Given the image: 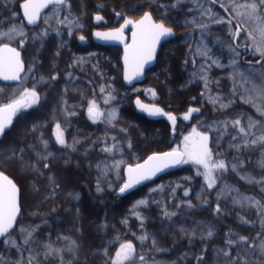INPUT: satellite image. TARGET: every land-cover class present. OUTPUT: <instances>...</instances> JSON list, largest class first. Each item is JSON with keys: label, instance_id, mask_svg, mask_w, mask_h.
<instances>
[{"label": "trees", "instance_id": "16d2710c", "mask_svg": "<svg viewBox=\"0 0 264 264\" xmlns=\"http://www.w3.org/2000/svg\"><path fill=\"white\" fill-rule=\"evenodd\" d=\"M23 1L0 0V33L17 29L11 38L0 39V46L19 49L26 65L19 84L0 81V107L20 99L25 90H34L39 99L20 108L13 124L0 136V171L20 188L25 211L29 209L25 205L28 195L33 194L32 213L23 212L16 232L0 242V264H29L30 258L31 264H115L116 253L128 243L134 252L123 264H264L260 247L264 243V189L234 176L241 169L252 174L248 180L263 184L264 173L259 169L264 168V156L237 149L232 127L221 132L222 111L212 97L217 99L221 86L226 91L227 83L220 80L225 71L215 62L216 52H206L217 48L214 43L196 35L203 20L212 17L207 7L213 4L208 0H66L48 10L37 28H28L19 8ZM214 1L233 16L230 7ZM146 12L176 33L160 51L161 63L167 68L170 61L174 69L153 70L143 86L130 89L122 82L121 49L94 44L92 34L114 28L117 15L137 20ZM211 12L223 15L220 10ZM21 30L23 35L18 34ZM79 36L89 40L87 49L103 52H47L82 50ZM84 64L101 66L102 74H108L109 101L97 103L108 125L95 133L81 116L87 106L83 98L92 90L89 81L96 79L97 89L105 80L75 78ZM64 65L77 66L71 71L69 86L81 93L69 95L67 103L58 87H50L45 94L41 84L45 74L61 71L51 67ZM138 97L176 116L191 107L200 108L201 114L190 125L180 119L172 134L167 122L151 121L136 112L133 102ZM63 106L76 108L79 115V126L70 137L75 150L70 153L57 145L52 130L62 118L68 120ZM223 111L231 113L230 105H224ZM191 127L213 140L218 137V144L211 145L213 163L229 165L212 169L211 187L204 166L184 163L124 197L119 194L126 166L177 149ZM243 144L240 136L238 145ZM231 164H235L234 170ZM230 181L236 183L235 192L230 191ZM142 200L146 203L139 204ZM25 224L31 238L27 244L15 246ZM48 245L59 253L45 256Z\"/></svg>", "mask_w": 264, "mask_h": 264}, {"label": "flooded vegetation", "instance_id": "af4514ba", "mask_svg": "<svg viewBox=\"0 0 264 264\" xmlns=\"http://www.w3.org/2000/svg\"><path fill=\"white\" fill-rule=\"evenodd\" d=\"M65 3H66V0H65L64 4ZM216 7L218 10L221 11V13L223 14L224 17L223 18L220 17V18H216V19L208 18V22H204L203 23L204 25H202L200 28H198V30H196V35H199L204 40H210L212 42L214 40H216L215 39L216 37H218L219 39H225L226 38V39L230 40L231 37L233 38V33H237L238 28L241 29V34H240L239 38L236 40L237 35H234L233 41L231 43V45H233L234 49L237 52H228V50H226L225 48H222L220 46H218V47L216 46L217 47L216 49L206 51L209 53L210 52H216L214 54V56L216 57L215 62H216V64L218 63L222 67L221 70L225 71L220 76V80L225 81L227 83L226 91L224 90L225 88H223V86H221V87H219V90H218L217 96H216L219 100V105H220V108L222 111V112H220L219 115H220V119L222 121H227V120L231 121L230 124L225 123L224 125L227 126V128H228V126L233 128V130L235 132L234 135L237 134V136L235 138V143H236V146L239 147L238 143H239V137L240 136H242L243 142H245L244 137L246 135L251 136V139L253 138V141L254 140L256 141L257 133H253L252 130L248 127L249 121H252L254 123V125H256V122L259 121V124L257 125L258 130L260 133H263V131H264V118L256 114L255 104L251 101L252 94H253L254 89H255V79L254 78L252 79V77L250 75H247L245 72L240 70L241 68H247V67H260V68L263 67L264 68V55L260 56V57H255L252 49L240 41V37H241L243 31H242V26L239 24V22L233 16H231L229 14V12L222 5L216 4ZM213 20L216 21V23H212L211 21H213ZM124 21H125V18L124 19L120 18L119 20H117V16H116V20H115L116 25L113 29L119 28L123 24ZM127 34L130 35V31ZM80 37H82V36H79L77 38L78 42H79ZM84 39L86 40V43L84 45L79 43L84 48L82 50L57 49V50H47V52H103L102 50H98V49H94V48L87 49L86 46L89 45V40L85 37H84ZM92 42H93V34H92ZM111 47L112 46H110L108 48H111ZM116 48H120V47H116ZM120 49H121V58H122L123 52H122V48H120ZM121 58H120V61H121ZM258 61H260V63L256 64ZM161 62H162L161 52H159L158 56H157L156 65L146 72L145 82L142 84H139V85H135L134 87L143 86L147 81V74L153 70L165 71L167 69V71H171V72L173 71L174 66H173V64H170V61H169L167 68ZM76 68H77L76 65L75 66L74 65H64V66L51 67V70H61V71L59 73L53 72V73L44 75L45 80L41 83L42 87L44 89V93L48 94L49 88L56 86L62 91V93H64L66 95V98L63 99V101H66V103H67V101L70 100L69 95L78 96V94H81L80 92H78V89L72 90L69 86L70 85L69 79L73 75V73L71 71L73 69H76ZM80 69L82 71L78 75L74 74V77L77 79L100 77V78H104V80H105L104 86L101 87L99 85V87L97 89H96V85H95L96 79L93 82L89 81L90 85L92 86V90L88 94H86V96H84V98H83V102L85 104H87V106L84 108L85 109L84 114L81 116L83 117V120L86 121V123L88 124L90 129L93 131V133H95L96 129L101 128V126H103L104 129H106V126L108 125V123L106 122V120H104L105 117H99L98 116L95 119H93V117L89 114L88 109L90 106H92V102L94 101L95 106H96L94 109V113L95 112L100 113V112H102V110L98 107L97 103H105L106 104V102L109 101L110 95H109V92L106 91V80L108 78V74L107 73L102 74L101 66H90V65L84 64V65L80 66ZM187 69L190 70V67L187 66ZM25 74H26V70H25L24 74L21 76L20 82L22 81V78L24 77ZM50 78H52V79H50ZM122 78H123V67H122ZM19 83H17V84H19ZM17 84H11V85H17ZM82 86L90 87L89 85H85L84 83H82ZM134 87H132V88H134ZM201 94H203V93L201 92ZM204 95H205V97L207 96L206 93ZM26 102L29 103L27 101V99H26ZM30 105H32V103ZM224 105H227V106L230 105L231 113H225L223 111ZM195 108H198V107H195ZM189 109L183 115L176 116L178 121L180 119L183 121L185 120L184 116H185V114L188 113ZM62 111L65 112L64 116H66V118L68 120L62 118L57 123L53 124L52 130H53V134L55 136V141H56L57 145H59L63 149V151L70 153V152L75 150L74 147H72L70 144V140H71L70 137L72 136V133H74V130L79 126V124H78L79 115L77 114L78 111L74 107L63 106ZM167 112L174 114L173 112H169V111H167ZM15 115L12 118L11 125L13 124V120L15 118ZM193 119H194V117H193ZM102 120H104V121H102ZM237 120L240 121V124L234 125L233 122L237 121ZM57 124L60 125V131L63 133V138L65 140V144H63V145L60 144L56 139V135H57L56 125ZM240 128H244L245 132H240ZM220 130L222 133L229 132V129H226L225 131L223 129H220ZM262 151H263V153H262ZM259 153H260L259 157L264 156V142L262 144V147H261ZM70 157L71 156H69V155L67 156V158H70ZM65 163L66 164L67 163L72 164L73 162L66 161ZM259 173L262 175L264 173V168H260ZM32 183H33L32 178H29L28 184L32 185ZM29 188L31 189L32 186H29ZM35 188L38 190L40 189V187L37 188L36 185H35ZM32 196H33V194L28 195L27 202L25 204L29 209H27V211H25L24 208L21 207L20 217L22 216L23 212L27 213V215L28 214L30 215L32 213V211L30 209ZM19 201H20V205H21V197H20ZM18 225H19V221H18L16 228L13 230V232L9 233L0 242L8 240L11 237V235L16 232ZM10 245H11V241H10Z\"/></svg>", "mask_w": 264, "mask_h": 264}, {"label": "snow or ice", "instance_id": "6c2138e0", "mask_svg": "<svg viewBox=\"0 0 264 264\" xmlns=\"http://www.w3.org/2000/svg\"><path fill=\"white\" fill-rule=\"evenodd\" d=\"M48 2H53V0H25L23 5L24 15L27 17L28 23H35L38 18L39 10L43 7L47 6ZM56 4L64 3V0H54ZM259 5L264 6V0H259ZM251 9L249 13L250 17H256L258 12V6L256 3H252L247 5ZM97 20L101 19L100 17L96 18ZM133 23L131 20L125 21V26ZM136 27L138 29V33L133 34V45H137V35L139 36V46L134 47L133 49V62L130 64L129 56L126 54L125 63L129 65L131 69V74L126 76L127 79H131L133 75H138L143 67V64L150 60L154 54L156 44L160 41L162 37H167L173 33V30L170 27H166L163 23H154L152 21L150 14H145L144 18L140 20ZM17 29L13 27L9 33H0V39L3 38H11V33L16 32ZM261 36L264 38V28L260 29ZM18 34L23 35V32L20 31ZM123 28L117 29L112 33H96L98 37H103L105 39H122L123 36ZM234 35H238L235 33ZM251 35V33H249ZM83 40L84 37H81ZM261 50L262 55H264V49ZM127 52V49H126ZM8 53V56L0 55V75H3L5 80H18L19 72L23 71V64L19 59V52H17L14 48H10L5 45L3 48H0V54ZM264 91V90H262ZM31 97V103H35L39 97L37 93L32 90H25V92L21 95L20 99L13 100L12 102L5 104L3 107H0V134H3L5 129L9 127L12 123V118L16 114V112L23 107L30 106L29 103L26 102V98ZM139 103V102H138ZM95 102H92V106L89 107V114L95 119L102 113L95 112ZM198 111V109H190L187 114H185L184 119H189L192 112ZM161 109H155L151 112V114H161ZM168 118L175 123V117L169 115ZM234 125H239L240 121H234ZM254 126L252 121H249L248 127L251 128ZM57 135L56 139L60 144H65V140L63 138V133L60 131V125H56ZM240 132H245L244 128H240ZM193 135L199 136V143L193 141L190 145L188 142L191 140V136L185 137V145L184 152H180L174 149L172 152H167L163 154H154L149 157L148 161L145 165H137L136 168L129 167V178L128 182L120 188L121 192H124L126 189L130 188L133 183H138L140 179H146L147 175L142 171L149 164L153 165L151 170V174H154L155 171H159L161 167H166L169 162L171 163H180L181 159L187 155L190 160L195 162L196 164L203 165L207 172V179L209 180V186L211 187L214 183V179L212 178V169H225L226 165L224 161H218L215 163H211L212 154L207 146L208 136L203 135L201 133H197L195 129H193ZM259 141L264 142V136L259 137ZM257 141H253L256 143ZM110 151V149H109ZM46 159V157H45ZM47 167V165H45ZM262 166H264V162H262ZM235 167V166H233ZM137 173L134 177L132 174ZM99 190V189H98ZM18 188L10 180L7 176H5L2 172H0V237H6L10 230L14 227L15 221L17 218V214L19 213V204H18ZM187 195V193H186ZM146 201H140L139 204H145ZM218 210V209H217ZM20 231L22 233H27V236L24 240V243L27 244L29 239L31 238L32 233L28 231V229L21 228ZM211 230L208 231V236H211ZM143 239V237L141 238ZM244 240L245 238H241ZM14 243V242H13ZM48 252L45 253V256L52 252L59 253V249H53L51 245H48ZM261 249L264 250V243L260 245ZM134 252V246L131 243L124 244L121 246L120 251L116 253V261L115 264H123L124 261H127L131 254ZM142 260L143 257H140ZM29 264H31V258L29 260Z\"/></svg>", "mask_w": 264, "mask_h": 264}, {"label": "water", "instance_id": "95a60500", "mask_svg": "<svg viewBox=\"0 0 264 264\" xmlns=\"http://www.w3.org/2000/svg\"><path fill=\"white\" fill-rule=\"evenodd\" d=\"M65 2V0H64ZM25 1L22 2L20 4V12H21V16L25 22V24L28 26V27H37L39 26L40 22H41V16L47 12L52 6H55V5H62L64 3H61V4H56L53 0V2H48L47 3V6L46 7H43L39 10V13H38V18L36 19V22L35 23H28V20H27V17H25L24 15V9H23V5H24ZM147 14H150L151 15V18H152V21L154 23H161V22H157L154 17L152 16L151 13L149 12H146ZM145 13V14H146ZM145 14L137 21L135 20H132V19H125V21L127 20H131L133 23L131 24H128L127 26H125V21L123 22V24L117 28V29H121L123 28V38L122 39H105L103 37H98L96 35V33H112V32H115L117 29H112V30H106V31H101V30H97L93 33V42L97 45H101V46H104V47H110V46H114V47H121L122 50H123V55H122V58H121V64H122V67H123V84L125 87L127 88H132L134 87L135 85H139V84H142L145 82L146 80V72L148 70H150L151 68H153L156 63H157V56H158V53L160 52L161 50V47L163 44L171 41L172 39H175L176 38V33L173 31V33L167 37H162L160 39V41L156 44V47H155V51H154V54L152 56V58L150 60H147V62H145L143 64V67L140 71V73L138 75H133L132 78L129 80L126 78V76H128L129 74H131V69L129 67V65H126L125 63V56L126 54L129 56V62L130 64L133 62V49L134 47H138L139 46V36L137 35V45H133V34L134 33H138V29L136 27V24L142 20L145 16ZM120 15L117 17V20L120 19ZM167 27V26H166ZM131 30V33L130 35L128 36L127 33L128 31ZM237 33L238 35L236 36V40L239 38L240 34H241V29L238 28L237 30ZM128 42V44H127ZM79 43L84 45L86 43V40L85 39H81L79 38ZM5 46V45H4ZM4 46H1L0 48H3ZM8 46V45H7ZM10 48H13L11 46H8ZM15 49V48H14ZM126 49H127V52H126ZM17 52H19L17 49H15ZM19 59L20 61L22 62L23 64V71L19 72V79L18 80H5L3 78V75H0V81L5 83V84H17L20 82V79H21V76L24 74L25 72V64L23 63V60H22V57H21V53L19 52ZM0 55H4V56H8L9 54L8 53H3V54H0ZM260 61H258L256 64H259ZM139 102V103H138ZM134 106H135V109H136V112L140 115H143L145 116L147 119L151 120V121H160V120H164L166 121L172 128V133L175 132V128L177 126V119H175V123H173L172 120H170L168 118L169 115L171 116H174L176 118V116L174 114H169L167 113L162 107L158 106V105H154V104H149V103H146V102H143L140 98H136L134 100ZM155 109H161L162 110V113L161 114H156V115H153L151 114V112ZM193 109H197V108H193ZM201 114V110L198 109V111H195V112H192L191 116L189 117V119H185V123L186 124H190L191 123V120L194 116H199ZM8 128V127H7ZM6 128V129H7ZM5 129V131H6ZM4 131V132H5ZM2 135V134H0ZM167 153V152H166ZM160 154H163V153H160ZM154 155V154H153ZM151 155V156H153ZM150 156V157H151ZM149 157L143 161L142 163L138 164V165H145V163L148 161ZM184 160H185V156L181 159V162L180 163H171L169 162L168 165L166 167H161L159 171H155L154 174H151V170L153 168V165L152 164H149L145 169H143L142 171L144 172L145 175H147V178L146 179H140L138 183H133L132 186L128 189H126L124 192H119V194L124 197L126 196L128 193H130L131 191L135 190L136 188H138L139 186L145 184L146 182H152L154 181L159 175L161 174H165L177 167H179L180 165H182L184 163ZM137 165L135 166H127L124 170V176H125V183L128 182V178H129V172H128V168L129 167H132V168H136ZM1 172V171H0ZM4 174V173H3ZM5 176H7L6 174H4ZM134 177L137 175V173H133L132 174ZM10 180H12L9 176H7ZM13 181V180H12ZM13 183L16 185V183L13 181ZM124 183V184H125ZM16 187L18 188V186L16 185ZM19 190V188H18ZM19 200H20V190L18 192V204H19ZM20 212H21V209H20V205H19V213L17 214V218H16V221H15V225L14 227L10 230V232H12L15 227H16V224H17V221L19 219V215H20ZM9 232V233H10ZM4 237H0V241L3 239Z\"/></svg>", "mask_w": 264, "mask_h": 264}, {"label": "rangeland", "instance_id": "374dc122", "mask_svg": "<svg viewBox=\"0 0 264 264\" xmlns=\"http://www.w3.org/2000/svg\"><path fill=\"white\" fill-rule=\"evenodd\" d=\"M220 1H222L226 6L230 7V9L232 10L234 18L242 26L243 37H242L241 42L243 44H246L248 47H250L252 49L255 57L263 56L261 50H258V49H264V38H262L261 32H260V29L264 28V6L259 5V0H220ZM252 3H256L258 6V12L256 14V17H250L249 16L251 9L249 7H247V5L252 4ZM214 7H215L214 5L210 6V8H209V6L207 7V11L209 12V14L210 15L212 14V17L210 19H216V18H220V17L223 18L224 16L221 14L213 15L214 13H212L211 11H215V12L218 11L216 9L217 7H215V8ZM203 22H208V18H205L203 20ZM211 22L216 23V21H214V20ZM41 33H43V32H41ZM249 33H251V35H249ZM234 34L235 33H233V38H234ZM197 36H199V35H197ZM200 39H202V38L200 37ZM215 39L216 40L213 41L214 46H217V47L220 46L222 48H225L226 50H228V52H237L234 49L233 45H231L232 42H229L226 38L225 39H219L218 37H216ZM240 70L245 72L247 75H250L252 77V79L253 78L255 79V89H254V92L252 94L251 101L255 104L256 114L264 118V91H262V90H264V68L263 67L262 68H260V67H247V68H241ZM212 98H213V100L217 101V103H219L218 98L217 99L214 97H212ZM26 99L29 102V104H31L32 98L27 97ZM100 113H102V115H99V117H105V113L103 111ZM226 122L227 121L220 122L219 127L222 124L220 129H223L224 131L226 129H228L227 126L224 125ZM258 124H259V121L256 122V125H254L253 127L250 128L253 133H257V138H256L257 142L253 143V138L251 139V136L246 135L244 137V140H245V142H243L244 144L241 145L242 147H237V149L243 148L245 150H248V152H249V150L257 151V153H258V151L260 152V149L262 147L263 142L259 141V137L264 136V131H263V133L259 132L258 127H257ZM214 125L218 126L216 122H214ZM193 129H195V131L197 133H201L203 135L208 136L207 146H208L209 150L211 151V154H212L211 163H213V153L211 150V145L214 143H216V145L218 144V140H217L218 137H216L215 140H213L211 135H209L208 133L198 131L196 129V127H191L187 131V133L183 135L181 144L179 147H177L176 150H178L180 152H184L185 137L191 136V140L188 142L190 145L192 144L193 141L199 143L200 137L193 135ZM231 148L234 149L236 147L232 146ZM225 150H229V149H225ZM222 151H224V150H222ZM225 153H226V151H225ZM262 153H263V151H262ZM262 162H264V159ZM185 164L199 165V164H196L195 162H193L192 160H190L187 155H185ZM225 165H226V163H225ZM228 166L229 165H226V168H228ZM233 166H235V164L230 165V168L232 170H234V168H235ZM250 174H249V172L242 171L240 169V170H237V172L234 174V176L240 178V180H242V181H244V180L247 181L248 184L256 183L261 189H264V182H263V184H259L260 181L254 182V181H251L252 179H250V178L248 180V177L250 176ZM263 177H264V175H263ZM262 181H264V178L262 179ZM235 184L236 183H233V182H231L229 184V188L231 189L230 191H233V192L236 191ZM22 228L28 229V231H29V228L26 226V224L24 226H22ZM26 236H27V233H23V235L18 240H16L14 242L15 246H17V244L19 242H23V244H24V240H25Z\"/></svg>", "mask_w": 264, "mask_h": 264}]
</instances>
